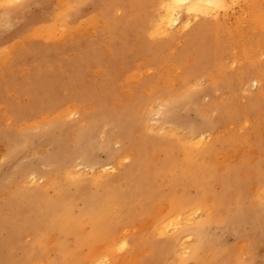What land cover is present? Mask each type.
<instances>
[{"label": "rangeland", "instance_id": "obj_1", "mask_svg": "<svg viewBox=\"0 0 264 264\" xmlns=\"http://www.w3.org/2000/svg\"><path fill=\"white\" fill-rule=\"evenodd\" d=\"M160 1L0 0V264H264V0Z\"/></svg>", "mask_w": 264, "mask_h": 264}, {"label": "bare ground", "instance_id": "obj_2", "mask_svg": "<svg viewBox=\"0 0 264 264\" xmlns=\"http://www.w3.org/2000/svg\"><path fill=\"white\" fill-rule=\"evenodd\" d=\"M2 1V0H1ZM8 1V0H7ZM59 1V0H58ZM60 1H62V0H60ZM13 2V1H12ZM11 2V3H12ZM19 2V1H18ZM6 3V2H5ZM59 3V2H58ZM1 4V3H0ZM7 4V3H6ZM65 4H66V2H65ZM67 5H70L69 3H67ZM223 5H225V1L224 0H161L160 1V3H159V6H160V9L162 10V13H160L159 14V16H158V18H157V20H156V23H155V31L156 32H164V31H166L167 29H166V26H170V25H174L175 23H177L178 22V17L177 16H175V14H176V12L178 13V11L177 10H180L181 9V11H186V12H191V11H195V10H197V11H200V10H202V9H204L203 11H205V9H206V11L208 10V8H212V6H213V8H214V6H216V7H218V6H221V7H224ZM227 5V4H226ZM54 6V5H53ZM71 6V5H70ZM1 7V6H0ZM72 7V6H71ZM70 7V8H71ZM208 7V8H207ZM220 7V8H221ZM67 8V7H66ZM69 8V9H70ZM159 8V7H158ZM212 8V9H213ZM72 9V8H71ZM159 9V10H160ZM215 9H217V8H215ZM55 10V9H54ZM61 10L62 9H60V12H61ZM160 10V11H161ZM210 10V9H209ZM3 12V11H2ZM55 12L57 13L58 11H56L55 10ZM67 12V11H66ZM6 13V12H5ZM68 14V13H67ZM98 14V13H97ZM93 15V14H92ZM180 15V14H179ZM1 16V15H0ZM57 16V15H56ZM62 16V15H61ZM65 16H66V14H65ZM91 16V15H90ZM198 16V15H197ZM200 16V15H199ZM59 17H60V15H59ZM58 17V18H59ZM191 17V16H190ZM6 18V17H5ZM67 18V17H66ZM57 19V18H56ZM153 19V18H152ZM152 19H150V20H152ZM1 20H2V18H1ZM57 21V20H56ZM63 21V20H62ZM2 22V21H1ZM58 22H59V20H58ZM84 22H86V20L84 21ZM95 22V21H94ZM187 22V21H186ZM191 23V22H190ZM62 24V23H61ZM80 24V23H79ZM95 24V23H94ZM98 24V23H97ZM186 24V23H185ZM184 24V25H185ZM189 24V23H188ZM187 24V25H188ZM47 25V24H46ZM55 25H56V23H55ZM54 25V26H55ZM58 25H60V23L58 24ZM66 25V24H65ZM83 25V24H82ZM3 26V25H2ZM41 26H44V25H41ZM88 26V25H87ZM168 26V27H169ZM57 27H59V26H57ZM60 27H62V25L60 26ZM70 27V26H69ZM108 27V26H107ZM167 27V28H168ZM171 27V26H170ZM38 28V27H37ZM39 28H40V26H39ZM45 28V27H44ZM44 28H42L43 30H44V32L46 31ZM54 28V27H53ZM47 29V28H46ZM61 29H63V28H61ZM68 29V28H67ZM36 30V29H35ZM51 30H53V29H51V27H50V30L49 31H51ZM66 30V29H65ZM77 30H78V28H77ZM77 30H76V33H77ZM85 30V29H84ZM86 30H88V29H86ZM49 31H48V33H49ZM57 31H60V30H57ZM71 31V30H70ZM54 32H55V29H54ZM86 32V31H85ZM93 32V31H92ZM173 32V31H172ZM37 33H41V32H37ZM43 33V32H42ZM41 33V34H42ZM84 33V32H83ZM165 33V32H164ZM164 33H162V34H164ZM167 33V32H166ZM170 33V32H169ZM183 33V32H182ZM181 33V34H182ZM54 34V33H53ZM79 34V33H78ZM92 34V33H91ZM160 34V33H159ZM158 34V35H159ZM40 35V34H39ZM46 35V34H45ZM48 35H51L52 36V34H48ZM89 35V34H88ZM94 35V34H93ZM105 35H107V34H105ZM170 35V34H169ZM36 36H37V34H36ZM50 36V37H51ZM187 36V35H186ZM46 37V36H45ZM53 37H55V36H53ZM90 37V36H89ZM151 37V36H150ZM60 38V37H59ZM168 38V37H167ZM47 39V38H46ZM65 39V38H64ZM68 39V38H67ZM72 39V38H71ZM18 40V39H17ZM51 40H52V38H51ZM106 40V39H105ZM16 41V40H15ZM19 41V40H18ZM21 41V40H20ZM61 41V40H60ZM182 42V41H181ZM183 43V42H182ZM164 45H165V43H164ZM13 47V46H12ZM105 47V46H104ZM24 48V47H23ZM8 49V48H7ZM2 50V49H1ZM0 50V51H1ZM176 50V49H175ZM112 51V50H111ZM108 52V51H107ZM109 53V52H108ZM9 56V55H8ZM4 58V57H3ZM5 59V58H4ZM141 59V58H140ZM144 59H146V58H143V60ZM8 60H9V58H8ZM167 60V59H166ZM3 62V61H2ZM1 62V63H2ZM137 63V62H136ZM223 63V62H222ZM155 68V67H154ZM172 68V67H171ZM227 68V67H226ZM16 69V68H15ZM14 69V70H15ZM150 70V69H149ZM174 70H175V68H174ZM225 70V69H224ZM141 71V70H140ZM148 70H146V72H147ZM213 71H214V69H213ZM137 72V71H136ZM144 72V71H143ZM179 72H180V70H179ZM209 72V71H208ZM98 73V72H97ZM133 73H135V72H133ZM142 73V72H141ZM212 73V72H211ZM242 73V72H241ZM174 74V73H173ZM216 74V73H215ZM223 75V74H222ZM242 75V74H241ZM235 76H236V73H235ZM160 77V76H159ZM158 77V78H159ZM169 78V77H168ZM226 78V77H225ZM214 79V78H213ZM237 79V78H236ZM127 80V79H126ZM129 80V79H128ZM176 80H178V79H176ZM212 80V79H211ZM167 83V82H166ZM151 89V88H150ZM186 90V89H185ZM122 92V91H121ZM126 92L128 93V90H126ZM147 93H149V92H147ZM146 93V94H147ZM238 94V93H237ZM236 94V95H237ZM240 94V93H239ZM125 95V94H124ZM167 95V94H166ZM231 95V94H230ZM135 96V95H134ZM148 96V95H147ZM238 96V95H237ZM132 97V96H131ZM161 97V96H160ZM240 97H242V96H240ZM239 97V98H240ZM162 98V97H161ZM117 100V99H116ZM165 100V99H164ZM163 100V101H164ZM167 100V99H166ZM142 101V100H141ZM160 101H162L161 99H160ZM117 102V101H116ZM165 102V101H164ZM238 102V101H237ZM110 103V102H109ZM130 103V102H129ZM149 103V102H148ZM1 104V103H0ZM76 104V103H75ZM144 104V103H143ZM89 105V104H88ZM84 106V105H83ZM91 106V105H90ZM120 106V105H119ZM1 107H3L2 105H1ZM141 108V107H140ZM68 109V108H67ZM72 109H73V107H72ZM82 109V108H81ZM84 109H86L87 110V108L86 107H84ZM149 109V108H148ZM195 109V108H194ZM2 110V109H1ZM64 110V109H63ZM77 110V109H76ZM83 110V109H82ZM193 110V109H192ZM67 111H69V110H67ZM170 111L171 110H169L168 111V109L165 111V115H167V112H169L170 113ZM194 111H196V110H194ZM232 111V110H231ZM233 111H235V110H233ZM64 112H66V111H64ZM152 112V111H151ZM243 112V111H242ZM202 113H204L203 111H202ZM234 113V112H233ZM237 113V112H236ZM261 113H263V112H261ZM56 114H58V113H56ZM179 114V113H178ZM50 115V114H49ZM200 115V114H199ZM5 116V115H4ZM56 116V115H55ZM69 116V115H68ZM149 116H151V115H149ZM47 117V116H46ZM66 117V116H65ZM64 117V118H65ZM220 117H222V116H220ZM258 117V116H257ZM8 118V117H7ZM151 118V117H150ZM255 118V117H254ZM149 118H147V120H148ZM248 119V118H247ZM150 120V119H149ZM243 120V119H242ZM6 121V120H5ZM234 121V120H233ZM201 122V121H200ZM242 122V121H241ZM49 123V122H48ZM171 123V122H170ZM251 123V122H250ZM23 124V123H22ZM35 124V123H34ZM152 125V124H151ZM187 125H189V124H187ZM190 125H191V123H190ZM189 125V126H190ZM248 125H249V123H248ZM180 126V125H179ZM185 126V125H184ZM211 126V124H209V123H202L201 125H199V127H196V130L197 131H195V132H197V133H199V135L201 136L197 141H195L193 144H195V145H197V147L198 146H200L201 144H203V140H202V130L205 128V127H210ZM259 126V125H258ZM158 127V126H157ZM165 127V126H164ZM167 127V126H166ZM165 127V128H166ZM188 126H186V128H187ZM149 128V127H148ZM160 129H161V127H159ZM158 128V129H159ZM165 128H163L164 130H165ZM183 128V127H182ZM192 128V127H191ZM240 128V127H239ZM261 128V127H260ZM42 129H44V128H42ZM54 129V128H53ZM52 129V130H53ZM110 129V128H109ZM151 129V128H150ZM159 129V130H160ZM168 129V128H167ZM244 129V128H243ZM262 129V128H261ZM173 130V129H172ZM176 130V129H175ZM56 131V130H55ZM141 131V130H140ZM171 131V130H170ZM180 130H178V132H179ZM192 131V130H191ZM190 131V132H191ZM44 132H46V131H44ZM47 132H50V131H47ZM136 132V131H135ZM172 132V131H171ZM170 132V133H171ZM176 132V131H175ZM8 133V132H7ZM55 133V132H54ZM103 134V133H102ZM208 134V133H207ZM244 134V133H243ZM29 135H31V134H29ZM52 135V134H51ZM138 135V134H137ZM188 135V134H187ZM194 135V134H193ZM102 136V135H101ZM234 136H236V135H234ZM245 136V135H244ZM251 136V135H250ZM253 136V135H252ZM103 137V136H102ZM182 137V136H181ZM114 138V137H113ZM186 138V137H185ZM185 138H183V139H185ZM188 138V137H187ZM237 138V137H236ZM256 138H257V136H256ZM29 139V138H28ZM181 139V138H180ZM246 139V138H245ZM84 141H85V139H83ZM187 140V139H186ZM189 140V139H188ZM28 141V140H27ZM240 141V140H239ZM30 142V141H29ZM86 142V141H85ZM186 142V141H185ZM191 142V141H190ZM21 143H23V142H21ZM205 143V142H204ZM213 143V142H212ZM24 144H25V142H24ZM237 144V143H236ZM245 144V143H244ZM20 145V144H19ZM242 145V144H241ZM248 145V144H247ZM26 146V145H25ZM113 146H114V144H113ZM238 146V145H237ZM205 146H203V148H201L200 150H202L203 152V154H205V155H207V154H209L210 152H211V145L209 146L208 145V147H205ZM112 148V147H111ZM110 148V149H111ZM230 148V147H229ZM229 148H228V150H229ZM247 148V147H246ZM245 148V149H246ZM248 149V148H247ZM131 151H132V149H130ZM227 150V149H226ZM234 150V149H233ZM257 150V149H256ZM88 152H89V150H87ZM175 151V150H174ZM251 151V150H250ZM160 152V151H159ZM227 152V151H226ZM255 153V152H254ZM262 153V152H261ZM260 153V154H261ZM214 154H216V152L214 153ZM65 155V154H64ZM109 155L110 156H115L116 155V152L114 151H112L111 150V152H109ZM239 155V154H238ZM256 155H257V153H256ZM120 156V155H119ZM231 156V155H230ZM253 156V155H252ZM122 157V156H121ZM232 157V156H231ZM236 157V156H235ZM234 157V158H235ZM215 158V157H214ZM214 158H212V159H214ZM79 159V158H78ZM116 159V158H115ZM114 159V160H115ZM127 159V158H126ZM205 161H206V158H203ZM210 159V158H209ZM233 159V158H232ZM46 160V159H45ZM236 160V159H235ZM118 161V160H117ZM122 161V160H121ZM116 162V161H115ZM118 162H120V161H118ZM41 163H44V161L43 162H41ZM103 165V164H102ZM113 165H114V163H113ZM116 165H118V163L116 162ZM70 166V165H69ZM94 166V165H93ZM92 166V167H93ZM97 166V165H96ZM100 166V165H99ZM109 167H112L110 164H105V165H103V167H102V171H105L106 169H107V171L109 170L108 168ZM98 168V167H97ZM113 168V167H112ZM25 169H27V168H25ZM30 169V168H29ZM38 169V168H37ZM115 169V168H114ZM31 170V169H30ZM43 170H44V168H43ZM64 170V169H63ZM66 170V169H65ZM34 171L36 172L37 170H35L34 169ZM98 171H99V169H98ZM45 172V171H44ZM96 172V171H95ZM65 173V172H64ZM74 174H76L75 172H73ZM81 173V172H80ZM84 173V172H83ZM38 174H40V172L38 173ZM78 174V173H77ZM98 174V173H97ZM110 174V173H109ZM203 177H208V174H209V172H207V171H202L201 173H200ZM43 175L44 176H47V174L46 173H43ZM42 175V176H43ZM242 175H243V173H242ZM97 177H98V175H97ZM24 178V177H23ZM27 178V177H26ZM25 178V179H26ZM34 179V178H33ZM22 180V179H21ZM28 180V179H27ZM32 180V179H31ZM24 181V180H23ZM30 181V180H29ZM264 181V176L262 177V181L261 182H263ZM24 182H26V180L24 181ZM28 182V181H27ZM139 182H140V187L141 188H143L140 192H143V190L147 187V178H145V175L143 174V173H140L138 176H137V180H136V182L135 183H138L139 184ZM31 183V182H30ZM204 183L205 182H203V181H201L200 183H199V185L200 186H204ZM10 184V183H9ZM22 184V183H21ZM36 184V183H35ZM29 185V184H28ZM47 185V184H46ZM9 186V185H8ZM10 186H11V184H10ZM26 186H27V184H26ZM216 186V185H215ZM251 186V185H250ZM92 187V186H91ZM260 187H262V186H260ZM259 187V188H260ZM263 190V189H262ZM9 191V190H8ZM6 196V195H5ZM139 196V195H138ZM2 197V196H1ZM114 200H115V198H113ZM180 199V198H179ZM209 199V198H208ZM117 200V199H116ZM197 200V198H194V199H190V198H188L185 202H183V203H181L179 200H172V207L173 208H176V207H178L179 208V206L181 205H190V204H192V203H194L195 201ZM113 202H115V201H113ZM164 202H166V201H164ZM144 204V203H143ZM210 204V203H209ZM156 205V204H155ZM166 206V205H165ZM212 207H213V205H211ZM145 207V206H144ZM153 207H154V204H153ZM138 208V207H137ZM146 208V207H145ZM157 208V207H156ZM200 208H201V206H200ZM147 209V208H146ZM202 209V208H201ZM3 210V209H2ZM145 209H143V211H144ZM161 210V209H160ZM180 211H181V209H179ZM205 210V209H204ZM209 210V209H208ZM123 211V210H122ZM184 211V210H183ZM194 211H195V209H194ZM3 212V211H2ZM8 212V211H7ZM127 212V211H126ZM118 213V212H117ZM147 215V214H146ZM192 216V215H191ZM187 217H189L190 218V216H187ZM186 217V218H187ZM58 218V217H57ZM128 218V217H127ZM126 218V219H127ZM177 218V217H176ZM184 218V217H183ZM192 218V217H191ZM195 218V217H194ZM218 219H220V218H218ZM116 220V219H115ZM179 220V219H178ZM162 221H164V220H162ZM176 221V220H175ZM182 221V220H181ZM193 221V220H192ZM165 222V221H164ZM168 222V221H167ZM172 222V221H171ZM180 222V221H179ZM160 223V222H159ZM178 223V222H177ZM13 224V223H12ZM176 224V223H175ZM169 224H161V225H158L157 226V231H158V234L159 235H165V232L167 231L166 230V226H168ZM177 225V224H176ZM179 225H180V223H179ZM143 226V225H142ZM224 226V225H223ZM49 227V226H48ZM57 227V226H56ZM117 227V226H116ZM50 229V228H49ZM56 229V228H55ZM65 229V228H64ZM104 229V228H103ZM102 229V230H103ZM112 230V229H111ZM166 230V231H165ZM56 231V230H55ZM62 231V230H61ZM63 232V231H62ZM106 232V231H105ZM109 233H110V231H108ZM54 234V233H53ZM59 234H61V233H59ZM94 234V233H93ZM55 236V235H54ZM53 236V237H54ZM60 236V235H59ZM108 236V235H107ZM178 236H180V233H177L176 235H175V237H178ZM79 237V236H78ZM98 237H99V235H98ZM105 237V236H104ZM196 237V236H195ZM45 239H46V237H44ZM72 238V237H71ZM80 238V237H79ZM101 238V237H100ZM103 238V237H102ZM97 239V238H96ZM182 239V238H181ZM47 240V239H46ZM187 240H189V239H187ZM39 241V240H38ZM64 241V240H63ZM80 241V240H79ZM95 241H98V240H95ZM125 241V240H124ZM178 241H179V243L177 242V244H179V246H181V247H179V248H181V249H184L183 248V245L180 243V239H178ZM41 242V241H40ZM47 242V241H46ZM82 242V241H81ZM92 242V241H91ZM90 242V243H91ZM123 242V241H122ZM126 242V241H125ZM182 242V241H181ZM95 243V242H94ZM93 243V244H94ZM40 244V243H39ZM87 244V243H86ZM43 245V244H42ZM45 245V244H44ZM111 245V244H110ZM109 245V248L111 247ZM114 245V244H113ZM123 244H121V246H122ZM126 245V244H125ZM166 245H167V247L168 248H173V247H171V243L170 242H166ZM165 245V246H166ZM40 246V245H39ZM88 246V245H87ZM124 246V245H123ZM60 248V247H59ZM165 248V247H164ZM178 248V249H179ZM64 250H65V248H64ZM97 250H99V249H97ZM113 250V249H112ZM169 251H171L170 249H168ZM92 251V250H91ZM183 251V250H182ZM181 251V252H182ZM98 252V251H97ZM100 252V251H99ZM187 252V251H186ZM28 253V252H27ZM51 253V252H50ZM89 253V252H88ZM138 253V252H137ZM90 254V253H89ZM100 254V253H99ZM143 254V253H142ZM180 254V253H179ZM65 255V254H64ZM64 255H62V256H64ZM68 255H69V253H68ZM84 255V254H83ZM88 255V254H87ZM29 256V255H28ZM113 256V255H112ZM172 256V255H171ZM101 257V256H100ZM134 257V256H133ZM55 258H57V257H55ZM73 258V257H72ZM71 258V259H72ZM75 258V257H74ZM78 258V257H77ZM88 258V257H87ZM103 258V257H102ZM102 258L99 260V258H98V260H97V262L98 263H100L101 261H102ZM176 258V257H175ZM174 258V259H175ZM70 259V260H71ZM80 259H81V257H80ZM86 259V258H85ZM96 259V258H95ZM115 259V258H114ZM138 259V258H137ZM136 259V260H137ZM76 260V258L74 259V261ZM82 260H84V259H82ZM90 260V259H89ZM176 260V259H175ZM16 262V261H15ZM69 262V261H68ZM88 262H90V261H88ZM108 262V261H107ZM198 261H195V263H197ZM77 264V263H76Z\"/></svg>", "mask_w": 264, "mask_h": 264}]
</instances>
